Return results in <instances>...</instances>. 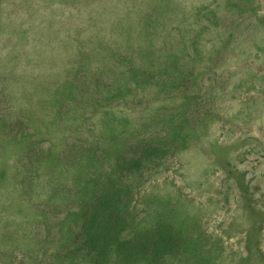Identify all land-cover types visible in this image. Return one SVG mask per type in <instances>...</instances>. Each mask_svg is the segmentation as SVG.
<instances>
[{
	"label": "rangeland",
	"instance_id": "rangeland-1",
	"mask_svg": "<svg viewBox=\"0 0 264 264\" xmlns=\"http://www.w3.org/2000/svg\"><path fill=\"white\" fill-rule=\"evenodd\" d=\"M112 177L150 248L99 263ZM0 264H264V0H0Z\"/></svg>",
	"mask_w": 264,
	"mask_h": 264
},
{
	"label": "trees",
	"instance_id": "trees-1",
	"mask_svg": "<svg viewBox=\"0 0 264 264\" xmlns=\"http://www.w3.org/2000/svg\"><path fill=\"white\" fill-rule=\"evenodd\" d=\"M132 156V155H131ZM122 166L134 165L138 167L140 161L134 154L132 157L127 156ZM118 180V181H117ZM120 179L110 178V184L108 188L104 189L101 194L91 200V205L84 214V223L82 231L80 233V241H78L77 250L83 248L87 249V253L91 254L92 259L101 263L107 261L113 253V248L116 247L119 252L118 257L120 259H139L144 256V252L150 247L144 246V241L139 238L123 239L121 232L126 226L127 219L122 217L126 213H129L130 204H132L134 197V189L128 188V190L122 194L118 190L117 182ZM111 194V189H114ZM124 211H126L124 213ZM117 215L118 219H114ZM113 221H117V224H112ZM120 221L121 224H120ZM167 227H159L156 233L157 235H170ZM169 244L163 245L160 242H155L152 249L156 254L160 251L167 250ZM125 256V257H123ZM144 260V257L143 259Z\"/></svg>",
	"mask_w": 264,
	"mask_h": 264
}]
</instances>
